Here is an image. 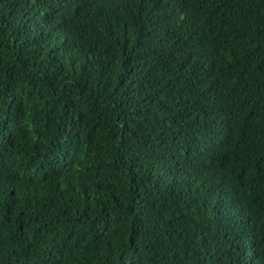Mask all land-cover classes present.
Here are the masks:
<instances>
[{
	"label": "trees",
	"instance_id": "obj_1",
	"mask_svg": "<svg viewBox=\"0 0 264 264\" xmlns=\"http://www.w3.org/2000/svg\"><path fill=\"white\" fill-rule=\"evenodd\" d=\"M0 264H264V0H0Z\"/></svg>",
	"mask_w": 264,
	"mask_h": 264
}]
</instances>
